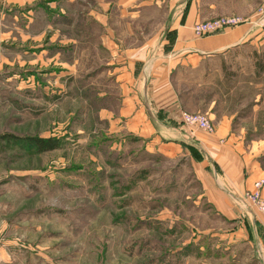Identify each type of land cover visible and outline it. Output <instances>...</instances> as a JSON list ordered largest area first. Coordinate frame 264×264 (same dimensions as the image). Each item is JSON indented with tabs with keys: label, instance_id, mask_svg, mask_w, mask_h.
Returning <instances> with one entry per match:
<instances>
[{
	"label": "rangeland",
	"instance_id": "1",
	"mask_svg": "<svg viewBox=\"0 0 264 264\" xmlns=\"http://www.w3.org/2000/svg\"><path fill=\"white\" fill-rule=\"evenodd\" d=\"M216 1L220 10L227 8V0ZM262 1L257 0L259 6ZM250 4L247 0L244 6ZM230 16L243 17L244 22L226 30L253 21L264 33L258 18L232 12L200 22ZM73 53L66 54L68 62L73 63ZM90 53L84 50L77 65L82 71L76 72L74 65L65 75L19 71L29 84H11L3 79L8 70L0 72V264H264L260 221L254 224L246 208L237 205L239 198H228L237 209L226 216L203 197L196 171L203 156L191 140L172 155L132 133L118 118L121 88L108 80L105 68L90 76ZM100 54L101 64L106 55ZM258 60L259 74L246 65L232 66L240 76L215 111L255 112L232 121L246 130L240 136L244 146L256 147L261 156L264 64ZM178 85L206 92L190 82ZM188 107L182 116L203 115L211 124L212 131L199 133L216 131L217 120L200 102L190 99ZM181 125L189 132L197 129L182 117ZM38 138L59 139L60 146L39 152L32 144ZM259 161L264 168V155ZM244 197L257 216H264V179Z\"/></svg>",
	"mask_w": 264,
	"mask_h": 264
},
{
	"label": "crops",
	"instance_id": "2",
	"mask_svg": "<svg viewBox=\"0 0 264 264\" xmlns=\"http://www.w3.org/2000/svg\"><path fill=\"white\" fill-rule=\"evenodd\" d=\"M227 1V8L220 10L216 0H90L85 5L83 0H0V72L8 70L3 79L19 86L31 83L19 71H62L65 75L72 72V65L76 72L82 71L77 65L83 62L84 50H89L90 76L105 68L108 80L121 88L118 118L129 130L172 155L191 140L203 156L196 163L203 197L226 216L236 214L237 209L228 198H239L237 205L246 208L254 224L260 221L264 226V216H257L244 197L264 179L259 161L264 153L260 156L256 147L247 149L240 137L246 130L232 121L255 112L246 109L218 115L215 111L240 76L232 72L233 65L240 69L246 65L259 74L258 58L264 64V33L253 21L208 37H196L192 30L196 22L212 16L232 12L259 18L264 14V0L261 6L255 0L258 7L252 0L250 6H244L247 0ZM259 24L264 25V16ZM71 51L73 63L66 55ZM100 51L106 55L101 64L97 61ZM179 81L206 92L182 90ZM190 99L200 102L204 112L217 120L213 134L199 133V129L189 132L181 125Z\"/></svg>",
	"mask_w": 264,
	"mask_h": 264
},
{
	"label": "built area",
	"instance_id": "3",
	"mask_svg": "<svg viewBox=\"0 0 264 264\" xmlns=\"http://www.w3.org/2000/svg\"><path fill=\"white\" fill-rule=\"evenodd\" d=\"M263 16L264 14L257 19L256 21L257 24H259V21L263 18ZM242 22H244L242 17L230 16V17H224L223 19L214 22L196 23L193 25L192 30L196 37H204L210 34H214L232 28L234 26L241 24ZM182 118H183V122L189 125L190 127L202 129L205 131H212V127L209 120L203 115L184 114Z\"/></svg>",
	"mask_w": 264,
	"mask_h": 264
},
{
	"label": "trees",
	"instance_id": "4",
	"mask_svg": "<svg viewBox=\"0 0 264 264\" xmlns=\"http://www.w3.org/2000/svg\"><path fill=\"white\" fill-rule=\"evenodd\" d=\"M9 138V137H6ZM32 144L39 152H47L57 149L60 146L59 139H35Z\"/></svg>",
	"mask_w": 264,
	"mask_h": 264
}]
</instances>
